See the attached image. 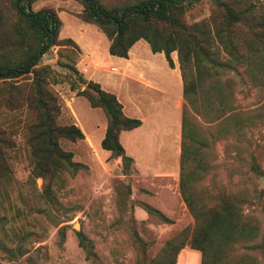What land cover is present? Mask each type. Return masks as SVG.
<instances>
[{
	"label": "rangeland",
	"instance_id": "obj_1",
	"mask_svg": "<svg viewBox=\"0 0 264 264\" xmlns=\"http://www.w3.org/2000/svg\"><path fill=\"white\" fill-rule=\"evenodd\" d=\"M13 1L0 0V54L11 51L15 57L25 46L17 35L15 26L19 14ZM135 1L102 0L106 5ZM227 1L235 4L237 10L249 8L247 15L264 16V0ZM183 5V20L187 24L220 23L211 0H183ZM83 7L81 0H35L30 4L33 11L54 10L61 21L60 43L53 44L35 68L41 65L47 68L39 75L61 104L57 124L74 123L87 133L76 141L58 140L59 146L72 152V159L85 164L86 168L74 173L62 170L44 178L33 173L35 159L28 136L36 113L26 103L33 74L12 79L19 86L12 93L8 89L9 79H0V264H159L169 261L175 251L168 248L167 242L172 241L174 246L185 242L196 225L178 187L179 134L186 105L183 87L179 97L174 98L175 105L169 104L168 113L160 116L149 115L145 104L148 100L143 94L140 110L145 114L137 117L144 121V138L134 139L132 153L125 150L132 162L124 169L121 157L112 156L109 150L105 153L94 140L102 133L101 125L105 129L104 111L91 107L88 100L78 94L87 88L88 80H92L77 67L84 59L78 44L89 53L92 47H99L100 53L94 52L92 58L101 61L99 72L103 81L119 79L124 64L121 59L104 53L106 36L102 30L78 18L77 13ZM237 33L245 32L238 30ZM72 36L78 42L76 46L63 41ZM170 55L174 66L179 68L177 51ZM140 58L156 68L161 67L162 62L167 63L164 54L151 58L145 54V48L138 52L137 59ZM72 66L78 72H74ZM234 67L236 69H229L225 75L233 84L230 110L232 113L240 111L243 117L248 114L249 121L255 124L241 133L233 131L231 126L230 133L224 129L215 140H209L202 160L205 173L199 188L206 191L223 186L236 197L240 193L247 197L241 204L242 215L256 219L258 234L251 240L231 242L226 248L225 260L232 264L238 261L264 264V86L260 83L264 75L260 71L251 73L254 70L243 63ZM125 85L120 97L127 111ZM196 120L210 133L214 131L212 127L217 121ZM143 204L158 209L170 222L157 213L146 212ZM78 232L91 242L89 250L80 246ZM222 239L218 233L210 235V249L218 255ZM183 248L176 252V264Z\"/></svg>",
	"mask_w": 264,
	"mask_h": 264
},
{
	"label": "trees",
	"instance_id": "obj_2",
	"mask_svg": "<svg viewBox=\"0 0 264 264\" xmlns=\"http://www.w3.org/2000/svg\"><path fill=\"white\" fill-rule=\"evenodd\" d=\"M33 1H13L19 14L15 26L17 35L25 49L15 57H12L11 51L1 52L0 79H9L8 89L12 93L19 87L12 79L33 74L26 103L36 113V120L29 127L28 143L35 159L33 173L44 178L62 170L74 173L86 168V165L73 160L72 152L59 146L60 138L76 141L83 139L84 133L74 123L57 124L61 104L46 87L43 76L39 75L47 68L42 65L35 68L42 55L53 44L60 43L61 21L54 10L30 9ZM81 1L84 7L77 13L78 18L102 30L109 40L108 52L111 55L128 58L130 47L137 40L144 39L153 53L162 52L168 65L173 67L170 54L177 51L186 102L181 116L178 187L196 225L185 242L175 244L177 246L172 241L167 242L168 248L175 251L169 261L163 260L159 264H176V252L186 245L201 253L200 264H222L231 242L251 240L257 236L258 222L255 218L247 219L242 215L241 204L247 198L243 194L236 197L223 186L201 191L199 181L205 173L202 160L209 140H215L224 129L230 133L232 130L228 129L233 126V131L241 133L255 124L249 121L248 114L243 117L240 111L232 113L230 110L234 91L231 80L225 75L241 63L254 70L251 73L260 71L264 75V16L256 18L247 15L245 12L249 8L237 10L235 4L227 0H211L220 23L211 25L201 21L187 24L183 20V0H136L112 5H106L102 0ZM238 30L245 33L240 35ZM63 41L77 45L70 37ZM72 70L78 72L75 66ZM260 83L264 86V81ZM86 84L87 88L78 94L83 95L91 107L101 108L107 118L101 147L109 150L112 156L121 157L127 170L132 158L126 154L119 134L122 130L140 126L142 121L126 116L116 95L102 89L98 82L88 80ZM196 117L212 123L217 121L212 127L214 131L210 133ZM142 207L146 212L157 213L164 221L170 222L158 209L148 204ZM213 232L223 237L219 255L210 249ZM78 238L84 249L92 247L82 233L78 232ZM225 264L232 263L225 260Z\"/></svg>",
	"mask_w": 264,
	"mask_h": 264
},
{
	"label": "crops",
	"instance_id": "obj_3",
	"mask_svg": "<svg viewBox=\"0 0 264 264\" xmlns=\"http://www.w3.org/2000/svg\"><path fill=\"white\" fill-rule=\"evenodd\" d=\"M86 23V22H85ZM89 24V23H88ZM62 28V27H61ZM61 32V29H60ZM74 40V37H71ZM77 44L78 42L74 40ZM80 49L82 50L83 60L80 64H77L80 71L84 73V75L88 79H92L98 82L101 87L111 93H114L118 100L122 104V110L126 116L134 118H138L137 116H142L143 110L141 99L143 98V94H145V98H147V106L149 108V115H158L168 113L169 104L171 106L175 105V99L178 98L179 94L182 92V78L180 75V70L178 66L169 67L166 62H162V66L156 68L150 61H146L144 59H137L138 52L141 48H145V54L151 58L155 56L162 57V52L153 53L148 43L144 39L137 40L129 49L128 58L118 57L115 55H111L108 52L109 40L106 37V41L103 45L104 53H108V57H117L123 61V71L119 74L121 77L114 81H110L108 78L104 79L101 77L99 69L101 67V61L96 58H92L95 55L94 52H98V46L91 48V53L88 51H84L81 48L80 44H78ZM100 53V52H98ZM86 61V63H84ZM163 61V60H162ZM112 68V67H111ZM116 71L118 70L115 67ZM123 84H126L124 87L127 88V98H128V110L126 111V106L121 99V88ZM146 106V105H145ZM148 115V114H147ZM140 119V117H139ZM142 121L141 125L132 129V130H122L119 134V139L124 149L133 152V141L135 138H144L143 125L144 121ZM107 123L105 124V129H103V125H101L100 130H102L101 135L97 136V139L94 138L97 145H100L102 138L104 137ZM163 128V127H161ZM99 130V128H98ZM181 130V129H180ZM85 131V130H84ZM153 132V131H151ZM87 135L86 132H84ZM89 134V133H88ZM152 134V133H151ZM91 135V134H90ZM126 142L124 143V139ZM179 143H180V134H179ZM103 149V148H102ZM103 151L109 152L107 150ZM179 161V157H178ZM179 173V170H178ZM191 259L194 261L192 262ZM177 264H200V252L196 249H191L189 246H186L182 249V253L178 257Z\"/></svg>",
	"mask_w": 264,
	"mask_h": 264
},
{
	"label": "water",
	"instance_id": "obj_4",
	"mask_svg": "<svg viewBox=\"0 0 264 264\" xmlns=\"http://www.w3.org/2000/svg\"><path fill=\"white\" fill-rule=\"evenodd\" d=\"M41 61H39L38 63H40Z\"/></svg>",
	"mask_w": 264,
	"mask_h": 264
}]
</instances>
